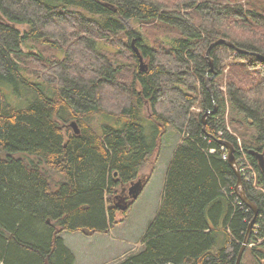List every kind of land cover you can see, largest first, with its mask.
I'll list each match as a JSON object with an SVG mask.
<instances>
[{
	"label": "trees",
	"instance_id": "1",
	"mask_svg": "<svg viewBox=\"0 0 264 264\" xmlns=\"http://www.w3.org/2000/svg\"><path fill=\"white\" fill-rule=\"evenodd\" d=\"M138 25L176 35L150 44ZM220 38L252 53L216 45L211 71ZM29 40L46 51H25ZM253 52L264 56V0H0V264H76L61 233H108L169 127L183 139L161 207L141 247L114 264H236L255 213L219 140L237 159L238 138L258 209L241 264L247 252L261 264L264 173L248 151L264 150V60Z\"/></svg>",
	"mask_w": 264,
	"mask_h": 264
},
{
	"label": "rangeland",
	"instance_id": "2",
	"mask_svg": "<svg viewBox=\"0 0 264 264\" xmlns=\"http://www.w3.org/2000/svg\"><path fill=\"white\" fill-rule=\"evenodd\" d=\"M135 26L137 27L134 22L128 21V28L131 29ZM17 27L22 32L27 29V25H17ZM138 27L139 31H142L145 39H147V42L150 44H154L160 39L169 40L176 35L174 32L168 34L163 27L155 25H138ZM101 46L107 50L117 51L114 46L110 45L108 40H102ZM30 48H32V50H37V52H42L47 49L45 45L33 40H29L24 45L25 51L30 50ZM50 51L52 52L51 49ZM57 53L58 52H56V54ZM231 60L229 58L226 61L225 75ZM223 81H220V85L215 83L221 90H225ZM14 97L15 95L13 94V98ZM22 105H24V103H22ZM193 110L202 112L203 109L194 107ZM203 112H205V110ZM207 119L208 117L206 120ZM71 122H69L68 125L71 130L75 132ZM147 130L150 134L151 129L148 124ZM182 139V136L175 128H168L167 133L163 137L160 149L154 152L141 171L139 180L143 183L142 190L139 192V195L130 202L127 211H124L122 207L118 209L116 213L117 221L113 224L108 233H95L93 235H87L80 231H63L61 233L65 243L76 256V264H114L141 247L142 241L162 204L168 163L172 158V153L177 143ZM238 141L240 146L238 154L241 153V151L243 154L245 151L241 144V139L238 138ZM243 264H255L254 258L250 253L247 252L245 255ZM261 264H264V261Z\"/></svg>",
	"mask_w": 264,
	"mask_h": 264
},
{
	"label": "water",
	"instance_id": "3",
	"mask_svg": "<svg viewBox=\"0 0 264 264\" xmlns=\"http://www.w3.org/2000/svg\"><path fill=\"white\" fill-rule=\"evenodd\" d=\"M219 44H226V45H228L230 47L235 48L236 50H238L240 52L252 53V52H249L247 50L237 48V46L233 42H231V41H229V40H227L225 38H220V39L212 42L210 44L207 52H206V58H207V60L209 62L210 70L211 71H214V66H213V60H212V58L210 56V51H211V49L214 46L219 45ZM133 49H134L135 53L138 56L139 64H140V69L141 70H145L147 68V65H146V62L144 60L143 55L141 54L140 49L138 47H136L134 44H133ZM254 54H256L262 60H264V56L263 55H261L259 53H254ZM212 78L213 77H209L207 79V81H206V84H207V87L209 88V90L212 92V95H213L214 94L213 93V87H212V85L210 83ZM216 109H217V104H214V108L213 109H207L205 111V113L202 116V121H203L204 127H205V124H206V118L211 113L215 112ZM71 125L74 127L75 133H79L80 132L79 127H78V124H77V122L75 120L71 122ZM219 142L227 149V152H228V162H229L230 166L234 169V171L236 173V176H237V184L235 186V190H236L237 194L239 195V197L241 198V200L249 208H251L254 211V213H255L254 218L249 223L248 230H247V235L245 237V241H244V243H243V245L241 247V250H240V252L238 254V257H237L236 264H241L244 251H245L247 245L249 244V237L251 235V230H252V228L254 226V223H255V219H256V215H257L258 209H257L256 205L248 198L247 194L244 191L243 178L241 176V173H240V170H239V166L237 164V159H236V156H235L236 148L234 147L233 144H230L229 142H227L225 140L220 139ZM248 153L250 155L254 156L257 159L258 164H259V167L261 168L262 172L264 173V150L260 152V151L254 150V149H250L248 151ZM142 186H143V183L140 180H137V181L132 182L131 184H128L126 186V188H124V190H123V194L124 195L123 194L120 195V197H121V203L122 204L120 203L119 206L122 207V209H126L127 206L130 204V202H132L139 195V192L142 190ZM127 189L129 190V195H126L124 193V191L127 190Z\"/></svg>",
	"mask_w": 264,
	"mask_h": 264
},
{
	"label": "built area",
	"instance_id": "4",
	"mask_svg": "<svg viewBox=\"0 0 264 264\" xmlns=\"http://www.w3.org/2000/svg\"><path fill=\"white\" fill-rule=\"evenodd\" d=\"M223 149L224 151H227L226 148L223 147ZM223 157L228 158V152H226ZM237 164L239 166V170L242 178L245 181H249V182L251 181L255 185L257 181V172L254 165L250 162L245 152H243V154L237 158Z\"/></svg>",
	"mask_w": 264,
	"mask_h": 264
},
{
	"label": "crops",
	"instance_id": "5",
	"mask_svg": "<svg viewBox=\"0 0 264 264\" xmlns=\"http://www.w3.org/2000/svg\"><path fill=\"white\" fill-rule=\"evenodd\" d=\"M175 150H176V147H175V149H174V151H173V155H172V158H173V156H174V152H175ZM172 158H171V160H172ZM171 160H170V162H171ZM170 162L168 163V167L170 166ZM167 170H168V168H167ZM123 255V254H122Z\"/></svg>",
	"mask_w": 264,
	"mask_h": 264
},
{
	"label": "flooded vegetation",
	"instance_id": "6",
	"mask_svg": "<svg viewBox=\"0 0 264 264\" xmlns=\"http://www.w3.org/2000/svg\"><path fill=\"white\" fill-rule=\"evenodd\" d=\"M124 193H125L126 195H129V190H128V189L125 190ZM127 197H128V196H127Z\"/></svg>",
	"mask_w": 264,
	"mask_h": 264
},
{
	"label": "bare ground",
	"instance_id": "7",
	"mask_svg": "<svg viewBox=\"0 0 264 264\" xmlns=\"http://www.w3.org/2000/svg\"><path fill=\"white\" fill-rule=\"evenodd\" d=\"M34 154V153H33Z\"/></svg>",
	"mask_w": 264,
	"mask_h": 264
}]
</instances>
